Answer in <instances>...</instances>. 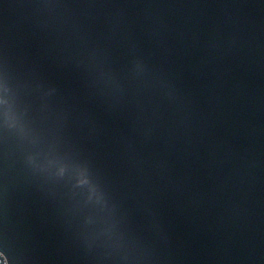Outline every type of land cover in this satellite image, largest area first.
Segmentation results:
<instances>
[{
    "label": "water",
    "instance_id": "obj_1",
    "mask_svg": "<svg viewBox=\"0 0 264 264\" xmlns=\"http://www.w3.org/2000/svg\"><path fill=\"white\" fill-rule=\"evenodd\" d=\"M0 264H264V0H0Z\"/></svg>",
    "mask_w": 264,
    "mask_h": 264
}]
</instances>
